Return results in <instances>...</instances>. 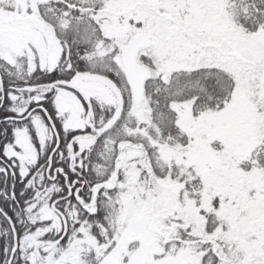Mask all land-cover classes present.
Returning a JSON list of instances; mask_svg holds the SVG:
<instances>
[{"label":"snow or ice","instance_id":"6c2138e0","mask_svg":"<svg viewBox=\"0 0 264 264\" xmlns=\"http://www.w3.org/2000/svg\"><path fill=\"white\" fill-rule=\"evenodd\" d=\"M0 264H264V0H0Z\"/></svg>","mask_w":264,"mask_h":264}]
</instances>
